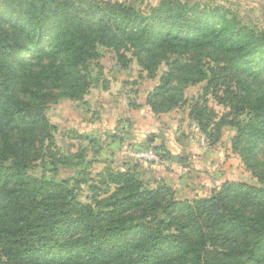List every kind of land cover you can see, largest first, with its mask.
Instances as JSON below:
<instances>
[{
    "label": "trees",
    "instance_id": "trees-1",
    "mask_svg": "<svg viewBox=\"0 0 264 264\" xmlns=\"http://www.w3.org/2000/svg\"><path fill=\"white\" fill-rule=\"evenodd\" d=\"M0 21L10 25L15 38L0 36V128L15 124L52 145L46 93L18 96L21 73L34 71L30 59H14L24 53L38 54L35 59L49 48L59 60L54 76L73 81L59 96L77 100L88 90V60L99 41L117 49L136 47L144 65L160 48L222 52L220 68L238 78L236 89L226 95L242 102L237 112L250 114L245 121L227 122L237 127L234 142L251 151L264 144V29L242 24L218 7L161 0L144 13L104 0H0ZM174 65L149 96L155 111L181 97V83L195 84L206 75L194 65ZM5 148L9 154H0V264H264V187L227 182L210 200H184L173 208L172 201L155 202L137 212L143 200H155L163 189H142L133 175L117 172L108 177L117 185L114 191L82 202L68 179H45L44 169L38 178L30 172L33 158L20 155L8 141ZM254 165L264 171L260 159ZM74 182L78 187L84 181L75 177Z\"/></svg>",
    "mask_w": 264,
    "mask_h": 264
},
{
    "label": "rangeland",
    "instance_id": "rangeland-1",
    "mask_svg": "<svg viewBox=\"0 0 264 264\" xmlns=\"http://www.w3.org/2000/svg\"><path fill=\"white\" fill-rule=\"evenodd\" d=\"M104 1L132 5L147 13L161 0ZM182 1L218 7L242 24L264 29V0ZM10 28L0 21V36L13 42ZM92 53L88 60L89 87L77 100L59 96L73 81L54 76L52 71L59 69V60L49 48L35 59L38 54L15 57V63L20 58L30 59L29 68L34 71L21 73L18 96L30 98L33 90L46 93L45 114L54 126L53 144L48 145V140L37 132L29 134L20 126L8 125L0 128V154H9L5 148L8 141L20 155L34 159L35 166L30 171L33 175L40 178L44 169L45 179H68L82 202L89 203L93 195L105 197L114 191L117 185L108 177L117 172L133 175L142 189H163L155 200H143L137 212L149 209L155 202L167 205L172 201L173 208L184 200L191 204L210 200L223 191L227 182L264 187V177H260L263 168L254 165L259 159L264 162V144L254 151L248 145L236 144L237 127L227 123L245 121L250 114L237 112L242 102L226 95L227 89H236L238 78L220 68L224 63L222 52L179 53L160 48L146 65L140 62L144 54L130 44L117 49L97 41ZM175 62L182 63V68L194 65L206 75L195 84L181 83V97L173 100V105L168 106L169 100L162 106L165 108L155 111L150 103L153 97L149 96L163 74L175 69ZM42 71L51 73L44 76ZM149 151L153 152L151 156L147 155ZM75 177L84 181L78 187Z\"/></svg>",
    "mask_w": 264,
    "mask_h": 264
},
{
    "label": "built area",
    "instance_id": "built-area-1",
    "mask_svg": "<svg viewBox=\"0 0 264 264\" xmlns=\"http://www.w3.org/2000/svg\"><path fill=\"white\" fill-rule=\"evenodd\" d=\"M152 154H153L152 151H149V152L147 153V155H149V156H151Z\"/></svg>",
    "mask_w": 264,
    "mask_h": 264
}]
</instances>
